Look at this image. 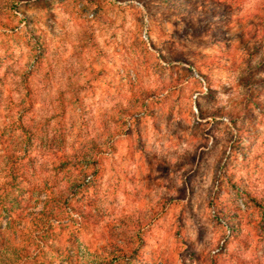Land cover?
I'll list each match as a JSON object with an SVG mask.
<instances>
[{
	"label": "rangeland",
	"instance_id": "374dc122",
	"mask_svg": "<svg viewBox=\"0 0 264 264\" xmlns=\"http://www.w3.org/2000/svg\"><path fill=\"white\" fill-rule=\"evenodd\" d=\"M252 197L264 0H0V264H261Z\"/></svg>",
	"mask_w": 264,
	"mask_h": 264
},
{
	"label": "trees",
	"instance_id": "16d2710c",
	"mask_svg": "<svg viewBox=\"0 0 264 264\" xmlns=\"http://www.w3.org/2000/svg\"><path fill=\"white\" fill-rule=\"evenodd\" d=\"M187 2V1H185ZM248 198L250 199L251 196H248ZM252 199H254V201H256V205L262 208V205L264 206V204H262V202H260L257 198L252 197ZM223 213V217L226 219L227 223L230 226L234 225V220H233V216L232 215H224ZM37 216H35L36 218L33 219L32 221V227L34 228H38V231H41L45 229V232H48L49 229H51V220L55 217L54 213L51 211H47L46 209H42L40 210L37 214ZM41 223H43V225H41ZM105 249L104 252V256L106 257L107 260H104L102 263L99 264H114L116 261H118V259L125 257V251L123 248L119 247V246H110L109 249Z\"/></svg>",
	"mask_w": 264,
	"mask_h": 264
},
{
	"label": "clouds",
	"instance_id": "9594fccd",
	"mask_svg": "<svg viewBox=\"0 0 264 264\" xmlns=\"http://www.w3.org/2000/svg\"><path fill=\"white\" fill-rule=\"evenodd\" d=\"M261 264H264V260L261 261Z\"/></svg>",
	"mask_w": 264,
	"mask_h": 264
}]
</instances>
